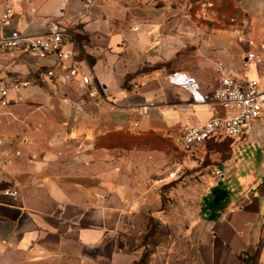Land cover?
<instances>
[{
  "label": "crops",
  "instance_id": "crops-1",
  "mask_svg": "<svg viewBox=\"0 0 264 264\" xmlns=\"http://www.w3.org/2000/svg\"><path fill=\"white\" fill-rule=\"evenodd\" d=\"M170 1L131 12L116 0H0V11H14L13 28L28 36L58 20L71 64L93 77L86 89L47 88L28 55L0 50V81L32 83L0 110L7 160L0 192H18L0 196V264H132L120 235L135 227L140 200H127L116 155L99 144L121 131L182 137L211 119L207 106L169 83L173 73L195 77L203 93L219 87L214 62L239 82L264 83V53L252 48L264 39V0L237 1L248 19L243 30L209 34ZM10 30L0 26V36ZM250 53L260 60L249 62ZM231 141L260 148L261 157L222 169L226 200L204 198L201 219L170 244L164 264H264V117Z\"/></svg>",
  "mask_w": 264,
  "mask_h": 264
},
{
  "label": "rangeland",
  "instance_id": "rangeland-1",
  "mask_svg": "<svg viewBox=\"0 0 264 264\" xmlns=\"http://www.w3.org/2000/svg\"><path fill=\"white\" fill-rule=\"evenodd\" d=\"M116 1L127 11L142 12L149 6L152 11L154 7H163L167 0ZM237 1L170 2L174 3L172 6L180 4L182 10L190 13L193 21L209 34L217 29L243 30L248 19L236 8ZM263 41L260 40L256 47L252 44L254 53H257ZM214 63L217 70L221 63ZM257 80L264 87L260 76H257ZM192 118L197 119V116ZM179 138L180 130L165 135H134L121 131L99 144L100 148L115 153L117 163L114 171L123 178L127 200H140L139 208L136 206L139 218L135 227L120 235L124 241L122 243L134 256L132 264H164L170 244L188 233L201 219L204 198L212 194L218 201L226 200L227 195L219 188L222 179L217 172L235 166L237 160L236 167L245 169L248 161L244 160L252 156L257 161L261 157L260 148L252 149L244 144L245 141L235 144L225 139L211 144L203 159L198 161L190 159L177 146ZM229 160L231 162L226 164Z\"/></svg>",
  "mask_w": 264,
  "mask_h": 264
},
{
  "label": "built area",
  "instance_id": "built-area-1",
  "mask_svg": "<svg viewBox=\"0 0 264 264\" xmlns=\"http://www.w3.org/2000/svg\"><path fill=\"white\" fill-rule=\"evenodd\" d=\"M14 11L10 5H4L0 11V26L11 30L0 36V50L8 53L22 51L33 60L35 75L40 85L52 88L56 85H65L86 89L93 84V77L82 72L70 62L71 53L66 51V37L69 36L66 28L56 19L49 20L41 34L28 36L13 28ZM264 53V41L260 47ZM249 62L260 60L258 55H247ZM46 63V64H43ZM220 84L211 93H203L198 80L186 73H173L168 77L171 85L187 92L196 106H207L213 115L211 119L186 129L177 146L190 159L202 160L204 153L212 143L222 140L240 139L246 136L264 116V87L255 80L239 82L226 75L222 65H218ZM28 81L5 82L0 81V110L9 107L15 100L11 93L31 87ZM147 106H142L140 113L146 115ZM220 112L225 114L220 115ZM137 125H135L136 127ZM3 140L0 137V171L7 163L2 152ZM217 176L223 178V172ZM0 196L17 199L18 192L8 188L0 192Z\"/></svg>",
  "mask_w": 264,
  "mask_h": 264
},
{
  "label": "trees",
  "instance_id": "trees-1",
  "mask_svg": "<svg viewBox=\"0 0 264 264\" xmlns=\"http://www.w3.org/2000/svg\"><path fill=\"white\" fill-rule=\"evenodd\" d=\"M117 135H118V133H112V134L109 135V137H111V136L114 137V136H117ZM141 137H142V136H141ZM138 138H139V137H138ZM212 144H213V143H212ZM210 145H211V144H210ZM210 145H209V146H210Z\"/></svg>",
  "mask_w": 264,
  "mask_h": 264
}]
</instances>
